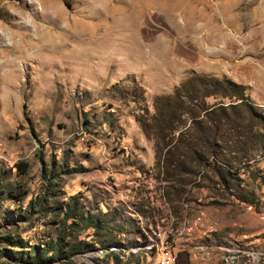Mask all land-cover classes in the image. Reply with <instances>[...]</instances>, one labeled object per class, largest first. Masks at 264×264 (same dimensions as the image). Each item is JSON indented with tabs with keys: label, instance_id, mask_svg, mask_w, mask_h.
I'll return each instance as SVG.
<instances>
[{
	"label": "rangeland",
	"instance_id": "1",
	"mask_svg": "<svg viewBox=\"0 0 264 264\" xmlns=\"http://www.w3.org/2000/svg\"><path fill=\"white\" fill-rule=\"evenodd\" d=\"M67 1L0 0V264H264V148L176 177L140 123L193 74L264 115V0Z\"/></svg>",
	"mask_w": 264,
	"mask_h": 264
},
{
	"label": "trees",
	"instance_id": "2",
	"mask_svg": "<svg viewBox=\"0 0 264 264\" xmlns=\"http://www.w3.org/2000/svg\"><path fill=\"white\" fill-rule=\"evenodd\" d=\"M62 1L69 7L67 0ZM210 97L219 100L208 103ZM153 109V114L140 119L141 127L153 140L155 162L170 175L193 174L195 167L212 159L233 168L235 161L245 158L251 149L264 148V115L250 101L244 86L225 76L193 74L171 94L156 96ZM18 166L25 171V162ZM11 196L20 200L23 192H11ZM65 215L74 219L73 209L66 207ZM89 226H96V222L87 218L84 227ZM0 243L13 246L22 240ZM33 248L35 259L46 257L44 248ZM7 249L2 252H10ZM53 255L59 256L58 248ZM177 258L178 264L180 258L189 263L184 251H179Z\"/></svg>",
	"mask_w": 264,
	"mask_h": 264
}]
</instances>
